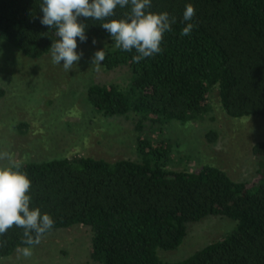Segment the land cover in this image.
Returning <instances> with one entry per match:
<instances>
[{"label":"trees","instance_id":"16d2710c","mask_svg":"<svg viewBox=\"0 0 264 264\" xmlns=\"http://www.w3.org/2000/svg\"><path fill=\"white\" fill-rule=\"evenodd\" d=\"M41 2L0 0V40L31 60L51 54L58 39L54 28L40 23ZM187 4L195 8L191 21H183ZM130 7L117 6L108 19H125ZM145 11H167L176 23L164 35L162 52L139 63L132 62L134 49L115 47L103 21L77 18L87 37L77 38V47L107 41L103 69L130 72L125 87L91 83L85 99L103 116L130 118L137 159L22 161L32 184L30 207L51 215V231L88 227L94 264H264V141L252 146L258 169L248 184L211 165L168 169L169 141L149 136L171 120L200 119L215 89L228 116L257 117L264 124V0H151ZM187 23L194 25L192 33L181 36ZM207 135L215 139V133ZM209 215L232 219L234 229L177 262L157 255V249L181 244L187 223ZM22 237L16 226L0 236V257L26 247Z\"/></svg>","mask_w":264,"mask_h":264},{"label":"rangeland","instance_id":"374dc122","mask_svg":"<svg viewBox=\"0 0 264 264\" xmlns=\"http://www.w3.org/2000/svg\"><path fill=\"white\" fill-rule=\"evenodd\" d=\"M108 45L99 41L77 47L81 58L66 72L62 64L52 63L51 54L27 59L0 40V152H8L19 161L73 155L111 161L137 159V133L130 118L103 116L85 99L91 83L121 87L128 83V69L108 71L100 64L97 70L91 63L95 52L105 51ZM212 133L214 140L207 135ZM149 136L154 141H169L172 151L168 169L194 171L211 165L233 180L251 184L257 178L258 157L253 155L252 146L264 141L263 121L228 116L216 89L200 119L186 123L171 120L160 132L151 130ZM8 163L0 160V166ZM234 227L235 221L222 216L209 215L189 222L181 244L171 250L157 249V255L164 261L177 262L221 239ZM90 238L89 228L83 225L56 229L32 248L31 257L25 258L16 250L0 257V264H94Z\"/></svg>","mask_w":264,"mask_h":264},{"label":"clouds","instance_id":"9594fccd","mask_svg":"<svg viewBox=\"0 0 264 264\" xmlns=\"http://www.w3.org/2000/svg\"><path fill=\"white\" fill-rule=\"evenodd\" d=\"M130 5L125 19H108L114 16L117 6ZM42 16L40 23L54 28L58 39L50 46L51 60L54 65L62 64L66 72L80 60L77 53V38L86 41V25L78 23V17L103 21L100 25L110 34L115 47L125 52L137 53L132 62L139 63L162 52L161 42L165 33L172 31L176 17L167 11L159 13L145 11L151 8V0H42L39 5ZM195 8L187 4L183 11V21H191ZM194 25L187 23L180 35L190 36ZM93 39V44H95ZM105 58L103 50H97L92 64L97 70ZM62 62V63H61ZM0 160H7L6 166H0V236L16 226L23 229L22 244L26 247L17 251L25 258L31 257L32 248L41 243L43 237L51 231L54 220L51 215L41 213L39 207H30L32 196L31 180L22 171L23 162L16 160L8 152H0Z\"/></svg>","mask_w":264,"mask_h":264}]
</instances>
